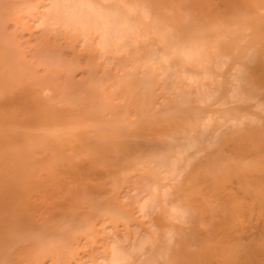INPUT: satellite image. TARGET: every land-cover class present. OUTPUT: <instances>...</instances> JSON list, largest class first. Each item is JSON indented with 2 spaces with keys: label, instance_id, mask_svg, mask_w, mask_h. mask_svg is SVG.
<instances>
[{
  "label": "bare ground",
  "instance_id": "1",
  "mask_svg": "<svg viewBox=\"0 0 264 264\" xmlns=\"http://www.w3.org/2000/svg\"><path fill=\"white\" fill-rule=\"evenodd\" d=\"M100 1H102V0H100ZM103 1H110V3L106 4V6L103 5V7H104L105 11L108 10L107 12L112 18L111 23H113L114 25L112 24V27L109 29H107V27H106L105 32L100 35V37H99L100 39L97 38L99 41L98 40L95 41V42L98 41L97 45L99 44L98 45V47H100L99 50H102L103 52H105L104 50L108 51V49L110 50V48H113V46L118 47V44H120V45L122 44V48H123V46L126 45V44H123L125 41L123 43H119V42L121 40L120 38L124 37V35H126L123 32H126L125 30L127 28L124 30V29H122L123 27L121 28L120 26H117V25H121V26L126 25V24L128 25L130 22H132L130 24V25H132V29L130 26H128V27L130 28L129 31L132 30L135 32V34L133 32H130L128 34V29L126 32L128 34L126 36H129V37H130V34L132 35V33H133V36H131L132 39H130V41H132L133 43H134V41H136V37L138 36L137 34H139L138 33L139 30L140 31L142 30L145 33V40H146V35H149V39H148L149 41L148 40L145 41L146 43L148 42L147 44H143L144 42L142 43V40H140L141 42L138 40V42L145 45L144 47L142 46V44L140 46L141 47L140 50L142 49L141 51L143 52V53H141V55H142L141 59L144 57L143 55H145V54L148 55L150 53H151L150 55L152 57V51H150V49L147 45L153 46V43H155V41H156V44L159 43L161 45L160 46L158 44L160 46V49H161L160 51H162V49H164L163 51H167L169 53V55L167 54L168 55L167 56L165 54L167 52H164L165 56L168 57V61H169L170 57L171 58L173 57L172 59H175V60L171 59L172 63H174L173 65L177 66V64H179L182 68V69L180 68L179 70H182V71L184 70L186 72V74L190 73V74L198 77V78L196 77L198 81L197 80L195 81V79H194L195 77L191 78V76H189L191 81L193 80L194 83L196 82V87H194L195 85L193 87L195 88L194 91L196 90L197 94L199 96V97H197V96L193 97V95H192L191 100L193 98H198L197 101L200 99L201 101L203 100L204 102H205V100H207V101H209V100L214 101L215 100L216 103H219V105L220 104L222 105V103H224V105H225L226 102L228 105L231 102H233V103L237 104V106H234L231 108L229 107V109L227 108V110H225V111L223 110V113H224L223 115L222 114H220L221 116L218 115L219 120L224 121L225 124L229 123L231 125V127H233V129L230 130V132H228L229 131V129H228L227 133H225L226 130H224V129H223L225 131L224 133H222V131H220V134H219V131L215 132V131H217V129H220V127L218 128V126H220V124L218 123L217 128H214V129L212 128L213 134H209L210 129H208L207 122H206V120H209V118H208L209 116L207 117V119H206V116H203V115H200L199 116L200 118L197 117V115L195 114V112H196L195 108L196 107H194V105L192 103L191 104L193 106L190 105L189 107L194 108V109H191V111L193 110L194 116L191 115L192 112H191V114H189L190 113L189 111H187L188 114L186 116L189 117V115H190L193 118H195V117H197V119L199 118L197 121H196V119L194 120V121H196L195 122L196 124L192 123V121H193L191 119L192 117L191 118L189 117L188 119L182 118L183 114L181 116L178 115L181 118V119L178 118L179 122H176V121H178V119L173 118V117H169L166 120L167 122L166 121L164 122V125H165V123L166 124L168 123V125H170V126L172 125L171 124L172 122L177 123L178 124V126L176 127L177 131H178V127H180V126H181L180 129L184 126L182 128V130L184 129L183 132L185 130L188 131L187 129H189V127L187 128V126L185 127V125L181 123V121H183V123L190 124L192 127H194V125H195L197 128V125H198V132H200L202 134H204V132L206 134V132H207L208 135H205V134H204L205 136L203 135L204 138L206 136H208L206 140L204 138H202L201 135L198 136L199 138H197V137L189 138L186 136L187 138L190 139V141L187 140V138H185V140H183V141H186L185 143H187V144H185V143L184 144L190 145L191 144L190 142H192V144L190 146H186L187 148L182 143L181 144L183 145V147H182V145L179 144V146L183 148V150L181 152H185L187 149H189L188 147L196 148L195 146L197 143L195 144V146H193V141H194V143L198 142V140H200V137L202 138V140L204 139L206 141L204 143L207 146H209V148L211 147L213 149V147H212L213 145H215L216 147L213 151L209 150V148L205 149L206 146H204V148L201 151H200V149L197 150L199 152H202L203 159L201 157H199L200 161H199V165L198 166L196 165L197 167L195 165H194V167H192L193 164L192 165L190 164L192 168L189 166L191 168V170L188 168L189 172H187V173L185 172V170L187 168L186 169L184 168L185 170H183V171L186 174H184V177L182 175V178H181L182 180H180L179 182H177V180H176L177 184H179L177 188L175 187L176 189L173 186L171 188L170 187L171 185H167L168 186L167 188L164 187L162 190H159L158 188L161 185L160 184L161 182H160L159 183L160 185L157 188L160 191V193L157 192V194H156V191H158V190L155 187V189H156L155 194H154V192L152 194L153 197L156 195V198H157V199L155 198V200L152 198L155 201V202H153L154 206H155L156 202H157L156 203L157 207L159 204H162V208L160 207L162 212L160 211V208L158 207L160 213H158L156 215L157 218L154 216L155 217L154 223H153V225H150L151 227L152 226L155 227L154 228L155 230L153 231V233L155 234V238H154V236L152 237L153 234L149 235L152 232H150V233L148 232L149 234L147 233L148 235L145 236L144 239L142 238V240L137 241V243L136 242L131 243L130 249L132 251L129 249L130 250L129 252H127L128 250H126L125 248H122L120 246L118 247V245H116V244L119 241L116 240V238H115L114 240L118 241V242L110 244V246H109L110 249L106 250V253H105L106 256L104 257V259L101 258L102 260H100V261H102V264H128L132 260V259H130V257H131L130 252L132 253L134 251V253H135V250L138 251L140 249V250H145L147 252L146 256H145V254L142 255V253L140 252L141 255L143 256V259L142 258L136 259L139 257H136V258L134 257V260L131 262L132 264H158V263L160 264L161 262H162V264H163V262H166L167 264H168V262L170 264L171 263L173 264L180 257L188 258V263L190 262V259H198V261H200V262L202 260L203 264H207L210 256L212 257L214 254H216L214 256L218 255L215 258L213 257L215 259L214 261H217V262L219 261V259H220L219 254L224 255L223 257H225V256L228 257V254H229V258H230V256L234 255L235 258L234 257H231V258L238 260V261L236 260L237 262L235 261L236 262L235 263L234 260L232 259L233 260V262H232V260L230 258L229 259L230 263L241 264L240 262L243 259H240V258H242V257L245 258L248 255H250V257L252 256V254H250L252 249L250 250V248H249V251H248V247H251V245H253V244L260 243L259 241H261L260 237L257 238V240L255 239L257 242L254 240H252V241L250 240V238L252 237V236L250 237V234H252V233H250V230L252 227V223H251L252 217L254 216L253 213L256 211L257 220L260 219L261 222H264V116H262V114L257 115L256 113H252L251 112L252 110H250L249 107H247V108L243 107V106H246V105H243L246 100L256 98L257 101H255V104L251 105V107L253 106V108L255 107V109L256 108L260 109L259 112L264 111V15H260L257 12H255L257 10L255 7L258 6L260 3H258V5H255V7H254V4L257 3V2L254 3L255 0L254 1L253 0H249V1L244 0L245 2H242V3H246V2L248 3V2L253 1L251 4L253 7L251 5H249V8H246L245 6H247L246 5L247 3L246 4L241 3L242 5L240 4V7L242 6V8H244L243 10H245L243 12H240L241 9H238L239 7L237 8L235 6H234L235 10H234V8L229 9V7L232 6V3L234 4V0H226L225 5L221 3L222 5L221 4L220 5L222 7L225 6V8L227 10L225 8H224L225 10L222 8V10H224V11H222L223 13L221 12L220 17H222L224 19L226 14L224 16H222V14H224L225 11H226V13H227V11H229V15L234 17V18L232 17V19H236V21H237V23L235 22L237 25H235V23H233V22L231 23V21L228 22L226 20L227 17H229V15H228L225 19L226 22L229 23L228 28L230 26L231 27H236V26L238 27L239 26L241 29V32H242V29L243 30L247 29L248 32H250V33H247V31L245 30L246 31L245 33L248 35L245 34L244 36H241V33H239L237 31L238 29L236 30L237 34H236L235 29H234V31H235L234 35L235 34L237 35V36L236 35L234 36L235 38H233V39L228 38L227 40L226 39L222 40L224 38L223 35H225V38H226V36L230 37L231 35H230V33H223V34L220 33V35H219V32L221 31V30L219 31V29L223 28L222 21H221V23L219 22L220 18L216 20L217 23H216V21H214L213 18L211 21L210 20L211 17H208L209 20L207 18H205V19L203 18L204 20L197 22L198 20L197 21L194 20L196 17V14L191 13L194 11V12L199 14L198 16H201V15L206 16L207 14L212 13V15L215 14L214 16L215 17L217 16V18H218L219 16L217 15V11H214L212 9V7H213L212 4L215 5V0H214V3H213V0H159L157 2L155 0L156 3H152V1H150V0L149 1L144 0V2H147L148 5L145 3L141 6H140V3L141 4L144 3V2H141L142 0H140V1L139 0H103ZM137 1L140 3L138 4ZM257 1L258 2L262 1V3H264V0H257ZM73 2H74V0H39L38 3H35L34 0H12V1L0 0V264H42V262H44L45 260L47 261V259L50 260L52 264H71L72 255L75 252H76L75 254H77V252H78L75 246L73 248L72 244L74 242H72V240L76 241V239H77L76 236H79V235L81 236V234L85 233V232L89 233V236L85 235V236L89 237V238L86 237L87 240L88 239L93 240L94 238L98 239L97 237H91L92 235H94V234H92V233H94V229H96L93 226V225H95L93 222L95 221L96 217L99 218L101 216L100 214L103 215V213H104L103 207L105 206V205L103 207L99 206L100 201L96 205V203H97L96 200L98 199V198L96 199V197H98L99 192L101 190H99V192L97 193V196H95L93 199H91V198L93 197L94 192L91 194L89 193L90 195L89 194L87 195V197L88 196H92V197L87 198L86 195L85 196L83 195V194H86L85 192H87V190H89L88 192H91L89 187H87L88 189H85L86 187H84V185H83L82 186L83 190L80 191L81 189H79V188L81 187V185L77 182L81 183V181H82L81 176H83V175L81 172L82 167L80 168L81 169L80 170L79 166L75 162L76 157L80 158L82 156L83 157L85 156V158H88V160L85 159L86 161L80 160V163L85 162V164L83 163L84 165H86V163L88 162L87 164H88L89 169L86 170V173H87V171H88V173L84 174L85 177L88 174H91L92 176H97V175H93L92 172L93 173L95 172V174H96V172L98 173L99 169H100V171L102 169H104V172H106V170L108 171L110 169V170H112L111 171L112 175L114 174V172L117 171V169H118V171H119V169H123L124 171H122L121 173H118V171L115 173V174H120V176L116 177L117 175L116 176L114 175V178L116 177L115 180L119 178L118 183H120V184H122V182H120V180L122 181L124 179L125 174L127 172H130V171L135 169L136 163L134 160L137 159L138 157H139V159H142V157L140 158L142 151H141V154L139 152V154H140L139 155L138 150L139 149L141 150L143 148H141L138 144L134 143V141L131 142V140L129 138L137 137V138H135V139H137V141H135V142L138 143V139H140V138L142 139L141 136H144V134L146 133V128L148 127V126H146V124L148 123V121L146 123L142 118L148 113L147 110H148V107L151 106L152 100L153 101L155 100V99H152L153 98V92H154V91H152V84H153V86H156V88L154 87L156 90L159 89V88H157L158 85H159V87H161L160 86L161 84H158L159 83L158 79H157L158 77L156 78L157 80H155V79L152 80V78H155V77H153V75L155 76V73H154L155 71L153 72V70H154L153 66H151L153 70L152 71L149 70L151 72V75H150L149 71H148L149 74L146 72L147 71L146 66L147 65L149 66V64H148L149 61H146V60L150 56L146 59L143 58V61L145 59L144 62L140 59L143 62L142 64L147 62L146 64L143 65V68L146 65L145 66L146 71H144L145 74H143L144 72L142 73L143 75H146V73H147V76L143 77V75L140 74L139 76H142V78L141 77L136 78L138 73L137 72L135 73V71L133 72V68L131 67V68H129V69H131V71L130 70H128V71H130L131 73L133 72L134 75L129 73V72L127 73V71H125L124 74H126V75H124L125 76L124 79L121 80V84L116 83L117 84L116 87L119 86L118 89H120V94H122V95L125 94L123 97L126 96L125 97L126 101L122 97L121 100H116L115 102L113 101L114 103H112V101H110V100L113 97V94H112L113 91L110 89V90H108V92L109 91L111 92L112 97H110L109 98L110 100H108V98H107L108 96H106L105 99H107V101L104 102V98L102 99L101 96H99L98 94H100V92H101L102 93L101 95H104L105 90H103V88H102L103 91H100L101 88L98 89L99 91L97 90V88L101 87L100 80H97V82H99V83H97L96 85L92 84V85L96 86L95 89L93 88L94 86H92L87 81H85V83H81V84L75 82V84H74L72 81V80H74L72 75L74 73L77 74L76 73L77 69L81 70V68H82L81 65L83 63H85L84 64L85 67L83 68V70H85V68L87 69L85 71H88V69L89 70L94 69L95 64L97 65V68L99 67L98 66L99 63L98 64L95 63V60L97 59V57L94 58V54L91 52L92 50H94L93 52L95 53L97 48L95 47L92 49V47H93L92 41H94V40H93L92 36L90 35L91 33L89 34V32H87V30L89 29L87 27H90V26H88V24L85 23L86 20L84 19V17H86L87 14H84V12L86 13L87 9H92L94 6L99 5V3H101V2H99V0H78L74 3ZM77 2H79L78 5L76 4ZM222 2L224 3V1H222ZM240 2H241V0H240ZM240 2H237V3H240ZM262 3L257 7L258 9L262 5ZM181 4H182V6L185 5L186 7H183L184 8L183 9L181 7ZM216 4L219 5L218 3H216ZM243 5H245V6H243ZM75 6L76 7L80 6V8L82 7L81 11H79V12L76 11L77 8H79V7L75 8ZM101 6H102V3H101ZM215 7H217V6H215ZM165 8H167V9H169V11H171V12H169V11L166 12V13L171 14L170 18L172 19V20L171 19L169 20L171 23L170 28L168 27L169 30L167 28L168 23L166 26L164 23V22H168V21H166L167 19L165 21L163 20L164 26L162 24H160V23H162L161 18L162 19H163V17L166 18V16L164 15L165 14L164 11H167V10ZM236 8L238 9V11ZM181 9H183V10H181ZM217 9H219V6L217 7ZM260 9H264V5H262V7H260ZM180 10L181 11L185 10V12H181ZM253 10H255V11H253ZM89 11L90 10H88L87 13H89ZM134 11H135V14L133 13ZM220 11H218V12H220ZM130 13H132L134 15H132V14L130 15ZM80 14H82L83 17L80 16ZM190 14H192V16L195 15V17L194 18L188 17V16H190ZM218 14H220V13H218ZM89 15H91V12L89 13ZM106 15H107V13H106ZM160 15L161 16L164 15V16L160 17ZM91 17H92V15H91ZM98 17H99V15H98ZM148 18H150V19H148ZM86 19L88 21V18H86ZM29 20H31V22H33V24L37 23V25H39V26L40 25L44 26V28H46L44 30L45 33H42L40 36H38V35L35 36L33 29L28 24ZM83 20H85V21H83ZM104 20H106V19H104ZM114 22L117 23V25H115ZM9 23L10 24L12 23V25L14 26L13 32L7 31ZM91 23L89 22V24H91ZM217 24H221V25H219L218 29H217V27H218ZM230 24H232V25H230ZM75 25H77V26L82 25L81 26L82 30L77 29V26L72 28V26H75ZM106 25H107V23H106ZM53 26L54 27L58 26V28H59V29L57 28L58 30H56V28H55L54 29L55 32H57V31H59L57 33L63 32L62 34H60V36L57 35V33H56L57 38L55 37L56 35H54L55 33L54 34L52 33L54 31L52 28ZM83 26L86 27V30H85V28L83 29ZM92 26H94L93 23H92ZM161 26H163V27H161ZM50 27L52 29H50ZM63 27H65V28H63ZM224 27H225V25H224ZM61 28H63V29H61ZM163 28H165V30ZM64 29H66L67 31ZM68 29H70L71 31L73 30L74 32H72V33L73 34L76 33V35H78V33L80 35L81 34L80 32H83V30H84L86 34L84 33V34L80 35V37L81 36L85 37L87 35V33L91 36V38L89 35L87 36L88 40L90 38L89 42L86 39L87 37L85 38V40H87V42L84 40V37L82 39L83 42L85 41L84 42L85 44L83 43L85 48L86 49L88 48L85 53H83V52L78 53L77 48H75L72 45L73 43L79 41V40H77V38L79 39V37H77L76 35L74 36L71 32H69L70 30L68 31ZM225 29H226V27H225ZM225 29H224V32H225ZM79 30H80V32H78ZM88 31H90V30H88ZM170 31H172V32L175 31V32H173L174 33L173 34V33H170ZM22 32L28 33V35H29L28 38L35 39V43L33 42L34 44H32V43L29 44L26 41L27 43H25V45H27V46L25 48H22V43L20 42V40H18V35H21ZM66 32L67 33L69 32V34H67ZM217 32H218V34H217ZM229 32H231V31H229ZM70 33H71V35L74 36V38L76 37L75 39L77 41L73 40ZM231 34H233V33H231ZM238 34H239V36H238ZM68 35H70V37L72 38L71 40H73L74 42L70 41V37ZM67 36L69 39L67 38ZM134 36H136V37H134ZM139 36L137 37V39H139ZM177 37H179L178 38L179 41L176 40ZM220 37H222V39H220ZM232 37H233V35H232ZM244 37H245V39L247 38L246 39L247 41H249L251 43L253 41L254 43L248 44L246 46H242V44L243 45L245 44ZM125 38H128V37H125ZM147 38H148V36H147ZM238 39L239 40L241 39L239 45L237 44V42L239 41ZM236 40H238V41L236 42ZM60 41H63L64 45H61L60 43H62V42H60ZM130 41H128L129 45H130ZM243 41H244V43L241 44V42H243ZM88 43H90V44L88 45ZM184 44L189 45L188 50L184 49V47H183ZM74 45H77V44L75 43ZM86 45H88V47H86ZM93 45H95V44H93ZM131 45H132V43H131ZM180 45L183 48L180 47ZM188 45H187V47H188ZM258 45H259V47H257L258 48L257 49L256 46H258ZM159 46H157V47H159ZM132 47H133V45H132ZM132 47H131V49H132ZM252 47L255 49L252 50L251 49ZM143 48H145L146 50L145 49L143 50ZM81 49H83V48H81ZM113 49L116 50L118 48H113ZM128 49H129V47H128ZM64 50H69V52L71 51L69 59H67L68 55H66V57L64 56V53H63ZM102 51H100L99 53H101ZM163 51H162V53H163ZM97 52H98V50H97ZM138 52H139V49H138ZM145 52H149V53H145ZM101 55L105 56L104 54H101ZM95 56H97V55L95 54ZM137 62L139 63V60L136 61V64H137ZM150 63H152L151 60H150ZM164 63H166V62L164 61ZM227 63L229 65V68H227L228 70L224 71L221 74L220 73L217 74V72L215 70L222 68V66L223 65L225 66V64L227 65ZM132 64H134V63H132ZM136 64H134V65H136ZM139 64H141V62ZM139 64H137V65H139ZM88 66H89V68H88ZM117 66H119V65H117ZM121 66H122V64H121ZM136 66H133V67H136ZM149 67H148V69H151ZM171 67H173V66L171 65ZM39 68H41L43 70V74L39 75ZM177 68H179V67H177ZM173 69H175V67ZM134 70H136V69L134 68ZM90 71H88L89 72L88 75L90 76L91 74H93L95 76L96 73H93L94 70L92 72H90ZM95 71H97V70H95ZM182 71H179V73H182ZM184 71H183V73H185ZM102 72H103V70H102ZM152 72H153V74H152ZM83 76H84V74H83ZM89 76H87V77H89ZM91 76L89 77L90 81H92V79H90ZM156 76H157V73H156ZM168 76L171 77L172 75L171 76L168 75ZM218 76H219V78H221V81H216V79H217L216 77H218ZM120 77H122V76L120 75ZM169 77H167L166 79H168ZM92 78L94 79L93 81H95V82H91V83H96L95 77L92 76ZM98 78L102 79L100 77H98ZM178 78H179V76H178ZM87 80H88V78H87ZM168 80H170V78ZM81 81H83V80H81ZM153 81L156 85L153 83ZM156 81H157V83H156ZM167 81H165V82H167ZM77 82H80V81H77ZM165 84L167 85V83H165ZM98 85H100V86H98ZM170 86L172 87V83ZM110 87H112V89H113V86H110ZM169 87H166V88L169 89ZM183 87H184V85H183ZM185 87H187V86H185ZM168 89H166V90H168ZM113 90L116 91V88ZM163 90H165V88L162 89V87H161L162 93L164 92ZM96 91H98L99 93ZM182 91H184V90H181V92ZM45 92H47V94H49V95L45 96V95H47V94L44 95ZM157 92H156V94H158ZM114 93L118 94L117 91ZM108 94H110V93H108ZM116 94H114V97ZM193 94H195V93H193ZM161 96H163V95H161ZM164 96L166 97V95H164ZM180 97H182V95ZM185 97L189 98V95L185 96ZM116 98L118 99V97H116ZM191 100L186 99L185 101H187V102L183 101L182 103H179V105L181 106V104H183L182 106L185 107L187 104V106H188L189 105L188 102H190ZM195 100L196 99H194V101ZM200 100H199V102H200ZM117 101H119V102L125 101V102L124 103L122 102L121 105H118L116 103ZM128 101H130L129 103L133 104V105L132 104L130 105L133 107L129 106L130 109L131 108L133 109L135 107V110L133 109L132 111H135L134 115H136V116L131 115V117H133V116L136 117V121H132L129 119L130 116L128 117V115H129L128 113H130V112H128V110H130V109H128V108H126L127 110L124 109V106H126L125 103L126 102L128 103ZM213 101H212V103H214ZM212 103H210V105ZM123 104H125V105L123 106ZM177 104H178V101H177ZM177 104H176V110L177 111L180 108H184L182 106L178 107ZM227 105H226V107H227ZM241 105H242V107H241ZM60 106H62L63 108H60ZM68 106H71V109L68 108ZM127 107H128V104H127ZM207 107H209V106H207ZM190 108L187 107V109H190ZM168 109H165L164 111L166 112ZM211 109H212V107H211ZM151 110H152V108H151ZM104 111H107L109 113L110 118L107 119L104 117V115H103ZM153 111H154V109H153ZM156 112H158V111H156ZM169 112H170V109H169ZM183 112H184V110H183ZM183 112H181V113H183ZM259 112H258V114H259ZM162 113H163V111H162ZM171 113L173 114V111H171ZM209 113H213V112H209ZM215 113H216V111H215ZM155 115H154V118L157 117V115L156 116ZM201 116L204 118L201 119ZM134 117H133V119H134ZM157 118H159V117H157ZM150 119H151V117H150ZM246 119L249 121L250 124L247 123L248 121L245 122ZM156 120L153 119L152 122L154 123V121H156ZM199 120H202V121H199ZM150 121H149L150 124H147L149 126L151 125ZM213 122H215V121H213ZM153 123H152V125H154V127L158 126L157 124L155 125ZM156 123H158V122H156ZM209 123H211V121ZM179 124H181V125L179 126ZM214 124H216V123H214ZM164 125H162V126H164ZM211 127H212V125H211ZM162 128L164 129V127H162ZM222 128H221V130H222ZM147 129H149V128H147ZM166 129L168 130V128H166ZM180 129H179V132L182 133L181 132L182 130L180 131ZM193 129L195 132H197V130H195V128H193ZM199 129H200V131H199ZM206 129H207V131H205ZM156 131H158V130H156ZM177 131L173 132L175 134H173V133L172 134L176 135ZM154 132H155V130H154ZM169 132H170V129H169ZM195 132H190V133L192 134ZM198 132H197V134H198ZM157 134L159 136V133H157ZM192 135H195V134H192ZM138 136H140V138ZM179 136L181 138V134H179ZM146 138H147V136H146ZM154 138L158 142L159 139H157L156 137H154ZM172 138H170L171 142H173V141L176 142L175 139L178 137H176L175 139H174V137H172ZM128 139L130 141H128ZM143 139H144V137H143ZM202 140H200V142H201L200 148H201V145L203 143ZM140 141L141 140H139V143L140 144L142 143V145H143L144 141L143 142H140ZM165 141H166V139H165ZM180 141H181V139H180ZM145 142H146V139H145ZM148 143H150V142H148ZM151 143L153 145V142H151ZM151 143H150V145L147 144L148 146H150V148H152ZM166 143H168V141H166ZM188 143H190V144H188ZM166 145H168L167 148H170V149L172 146H174V144H172L170 146H169V144H166ZM176 145H178V144H176ZM148 146H146V147H148ZM179 146L177 147L178 149H179ZM198 147H199V144L197 145V148ZM177 148L175 147L173 149H177ZM173 149H172V151H173ZM178 149L176 150V152L178 151ZM184 149H185V151H184ZM147 150H149V148ZM167 150L166 151L164 150V151L167 153H170ZM207 150H209V152ZM197 151L195 150L194 153ZM181 152L179 154V151H178V153L175 154L176 155L175 157L177 158V155L179 154V156H178V158H179L182 155ZM218 152H225V154L227 153L228 155L216 157L215 154ZM143 153H144V151H143ZM172 154H173V152H172ZM189 154H187V155H189ZM168 155H165V157L163 156L164 159L166 157L168 158L169 157ZM195 155H196V153H195ZM153 156H154V154H153ZM153 156H150V158H153ZM157 156H160V154ZM171 156L173 157V155H171ZM163 157H162V159H163ZM175 157H173L174 160H172L174 162V164L176 161ZM182 157H180V158H182ZM191 157H193V155ZM191 157H190V159H191ZM180 158H179L180 161L178 160L177 163H179V162L181 163ZM188 158H189V156L187 157V159ZM139 159H137V160H139ZM158 159H160V158H158ZM195 159H197V158H195ZM195 159L193 161H195ZM201 160H203V161H201ZM158 161L160 163L161 159ZM164 161H162V163L164 162V164L168 166L169 163L167 162L168 164H166V159ZM189 161L190 160L188 159L186 166H187V164L189 165V163L192 160L190 162ZM193 161H192V163H193ZM173 162H172V164H173ZM184 162H185V160H184ZM175 165H174V168L177 167V164H175ZM159 166H162V165H159ZM184 166H185V163H184ZM184 166H182V168ZM83 167L85 168V166H83ZM200 167L202 169H200ZM161 168H164V166H162ZM197 168H199L201 171L204 169L205 172H207L210 175V177H212V178H210L208 175L205 178L206 174H203L205 176L203 178L202 185L205 187V190H204L205 194H206V190H207V193H208L207 195H209L208 191H211V189L212 190L216 189L215 192H217V197L214 198V201L216 202V203H214V206H216L217 204L218 205L216 207L217 209L216 208H214V209H216L215 212H217V214L222 215L224 213L223 215L229 216L230 213H232L231 211L233 209H235L234 206L237 203L241 202V203L245 204V207H244L245 209L242 207L240 209L244 210L246 212V214L249 215V216L247 215V217H250V218L248 220H245L244 222H241V226L239 227L240 228V231H239L240 235L239 236L234 235L235 230L232 229L231 230L232 232L230 231V229L232 228V227H230L231 225L226 227L227 232H231V234L229 233V234H226L224 236L222 235L223 233H220V231H219L220 228L216 229L219 231L220 234H216V232L213 231L214 230L213 226L210 225L211 227H208L209 224H211L212 222H213L212 225L214 224V222L216 223L215 225H217L219 221L223 222V218H221V216L219 217V215H217V217L215 216L216 219L218 218L217 220L216 219H214L213 221L209 220L210 217H212L210 214L211 213L210 211H209V213H207L208 209H209L207 207H209V203H210L209 198L206 197L207 195L204 196V194H201L204 197V199H203L204 201L201 202L200 200H202V198L199 194H197L199 191L196 192V190H198V188L200 187V183H195L197 178L200 179V177H199L200 174L199 175H197V174H198V172L201 173L200 170L197 173H193V172H195V169H197ZM137 169H139V167ZM171 169L173 170V167L170 168V172H171ZM110 170H109V172H110ZM179 170L181 172H183L181 168ZM84 171H85V169H84ZM109 172H107L106 175L111 174ZM132 172L135 173V171H132ZM159 172H158V174H159ZM102 173H103V171H102ZM98 174H100V173H98ZM130 174H133V173H130ZM130 174H126V177H127V178L125 177L126 180L128 178H131V177H129ZM158 174H153V172H151V174L149 173V177H152V178L155 177L156 178L158 176ZM173 174H171V175H173ZM194 174H196L197 177H194ZM171 175H170V177H171ZM92 176H90L89 178H91ZM179 176H181V174ZM172 177H174V176H172ZM223 177H225V180ZM89 178L86 177L83 179V181H85V179L86 180L88 179L86 182L89 183L91 180ZM149 179L151 180V178H149ZM149 179H148V181H149ZM140 180H141V178H140ZM143 180L145 181V179H142L141 181H143ZM156 180H157V178H156ZM193 180H195V182ZM218 180H220L223 183L221 184V182H219ZM105 181H107V180H105ZM86 182H84L85 185L87 184ZM91 182H93V181H91ZM128 182H127V184H128ZM138 182L140 183L139 180H138ZM157 182H158V180H157ZM165 182H168V181H165ZM69 184H71V185L75 184V185L69 186ZM78 184L80 187H78ZM97 184H98V182H97ZM108 184H109V182H108ZM155 184L153 183V185H155ZM198 184H199V187H198ZM117 185H119V184H117ZM157 185H158V183H157ZM172 185H175V184H172ZM233 186H235L234 187L235 189H233ZM118 187H121V185H119ZM135 188H136V186H135ZM207 188H210V190H208ZM143 189L146 190V188H143ZM232 189L235 192H233ZM83 191H85V192H83ZM146 191L148 192V190H146ZM202 191H201V193H204V191L203 192ZM236 191H237V193H236ZM101 192H100V195L102 197L103 194ZM151 196L148 195V197H151ZM118 197H119V195H118ZM85 198H86V200H85ZM93 200H95L96 203ZM150 200H151V198H150ZM91 201L94 202V203H92L93 206H94V204L96 206L91 208V210H90L89 209L90 207H88V205H89V203H91ZM84 202L86 203V205L88 203V205L86 207H83V205H85ZM117 202H120V201H117ZM147 202H149V201L147 200ZM147 202L143 203L141 209H138V210H140V212L143 211V209L146 205H148ZM189 202L190 203L192 202V204L194 203L195 205L198 203L197 205L198 206L201 205V208H202V206L204 208L206 207L205 212L207 214H206V216L205 215L204 216L206 218L208 217L206 220H208V222L210 221L211 223L207 224L208 226H206V227H208V228L203 229V231H204L203 234L201 233V231L199 232L200 235L199 234L197 235V233H196V235L193 234V231L197 232L199 229L202 230V228H201L202 226L199 227V225H198L199 223H197V225H195V227H198L199 229L195 228L197 230H194V226L192 223L193 220H191L190 222L188 221L190 219V215L192 214V211L195 212L197 210V208L199 209V207L196 205L197 206L196 210L191 209L192 211H189V214H188V211H187L188 207L186 209V205L188 206ZM185 203H187V204H185ZM103 204H105V203H103ZM103 204H101V205H103ZM144 204H146V205H144ZM152 204H150V202H149L148 206L152 207ZM114 205L117 208L119 207L116 204H114ZM113 206H111V208ZM190 206H191V204L189 205V208L194 207V206H191V207ZM219 206L223 207V211H222V208H221V210H218V209H220ZM241 206H242V204H241ZM82 207H83V209L84 208L88 209L89 214H90V211L91 212L93 211L96 213V215L98 214L100 216H98V215L93 216L94 215L93 212L91 213L92 215L91 214L89 215L86 211L85 212H79ZM113 208L111 209L112 216L110 215L111 216L110 218L112 220H113V218H115L114 219L115 222L119 221V220L121 221V220H123V218L125 216H127L124 213V208H121L122 210L121 209L117 210V209H115V207H113ZM237 208H236V211H237ZM131 211H133V210H131ZM220 211H222L223 213ZM236 211H234V213L231 214L233 217H235L234 215H237V213L235 214ZM197 212H196V214H197ZM218 212H220L222 214H220ZM239 212L240 211H238V213ZM142 214H144V213H142ZM223 215H222V217H224ZM186 216H188V217H186ZM226 216H225V218H226ZM238 216L239 215H237L236 217H238ZM110 218H109V221H110ZM171 218L175 219L176 221L178 220L177 222L172 221L174 223H179L181 221L180 223L183 224V220H184V221H188L189 224H192V226L190 225L188 227V229L189 228L191 229V227H193V229L188 230L186 228L187 229L186 231H189V232H187L186 234L184 233V237H185V235H187V238H184L182 236L181 237L182 239L178 238L179 239L178 240L177 236H175L176 238H174V240L172 239V230L174 228L170 227V225L167 223L168 219L171 220ZM187 218H189V219L186 220ZM225 218H224V221H225ZM228 218H230V217H227V219ZM128 219H131V218L128 217ZM128 219H125V220L128 221ZM191 219H193V217ZM220 219H222V220H220ZM228 220H231V219H228ZM233 220L236 223L235 218L232 219L231 221H233ZM127 221H125V225H126ZM227 221H225V222H227ZM169 222L171 223V221H169ZM206 223H207V221H206ZM219 223H221V222H219ZM122 224H124V223L122 222ZM179 224H178V226H179ZM222 224H224L226 226L228 225V224H225L223 222V223H221V225L219 224L218 227L223 226ZM231 224H232V222H231ZM234 224H232V225L234 226ZM235 225L237 228L238 227L237 224H235ZM122 226L124 227V225H122ZM258 226H259V224H258ZM125 227L127 228V225ZM111 228H114V227H111ZM179 228H180V226H179ZM209 228L213 229L212 233H210L211 230H209ZM224 228H225V226H224ZM236 228H234V229H236ZM256 228H258V227H256ZM259 228H261V227H259ZM177 230H179V229H177ZM182 230H183V228H182ZM184 230H185V228H184ZM129 231L130 230L128 229V232ZM225 231H226V229H225ZM78 232H80V233L82 232V233L80 234ZM128 232H127V234H128ZM239 232H238V234H239ZM256 232H257V230H256ZM76 233H78V235H76ZM90 233L92 234L91 236H90ZM262 233H264V232H262ZM204 234H206V235L209 234V235L206 236ZM83 235L84 234H82V236ZM117 235H119V234L117 233ZM143 235H144V233H143ZM190 235L192 236L191 239L189 238ZM193 235H195V236H193ZM262 236H264V235L261 234V237ZM120 237H122V236H120ZM158 238L160 240H162L161 242L163 243V244L160 243V244H162L161 245L162 247L161 246L158 247V248H161L162 250L161 249H158V250L163 252L164 254L160 252L159 255L158 254L156 255V253H159V252H157L158 250L156 248L157 247V245H156L157 241H160V240H157ZM252 239H254V238H252ZM128 240H129V238L127 239V241ZM127 241H126V243H127ZM250 241H251V243L253 241L255 243L251 244ZM121 242H119V243L122 244ZM262 242H264V241H262ZM249 243L251 244L250 246H249ZM88 244H90V243H88ZM172 244L177 245L178 248L177 249L173 248L175 245L172 247L171 246ZM192 244L194 247L196 245V248H194V250H191V248H189V247H192ZM108 245H107V247H108ZM145 245L146 246L148 245L150 247L147 246L145 248L144 247ZM158 246H159V243H158ZM261 246H262V244H260L256 248L264 247V246H262V247ZM68 247H71L72 249H70V250H72V251H69ZM154 247H155V249H154ZM254 247H255V245H254ZM254 247H253L254 250L252 251V253H254V251L256 249ZM64 248L68 249V251L66 250L67 252L65 251V253H64ZM147 248H149V250H146ZM74 249H76V250H74ZM78 250H79V248H78ZM257 250L262 251L264 249H257ZM73 251H75V252H73ZM247 251H248V253H247ZM256 251H255V254L259 253L258 251L257 252ZM84 253H85V251H84ZM262 253H264V251H262ZM240 254L241 255L243 254V256H241ZM161 255H163V256H161ZM239 255H240V258L238 257ZM73 256H75V255H73ZM93 256H95V255H93ZM157 256H158L157 259L160 260L159 262L156 259ZM160 256H161V259H163V261L160 259ZM253 256L255 257V255H253ZM77 257H78V255H77ZM252 257L250 260H252ZM216 258H218V260ZM94 259H95V257H94ZM206 259H208V260H206ZM222 259H224V258H222V256H221V261H222ZM227 260H228V258H227ZM254 260L257 261V259L253 258L252 264H255ZM185 261H187V260H184V262ZM192 261L193 260H191V262ZM203 261H205V262H203ZM212 261H213V259L210 258L209 263L210 262L212 263ZM214 261L212 264L215 263ZM245 261H247V258L245 259ZM249 261H247V263ZM88 262H90V261H88ZM96 262L93 261L91 263L96 264ZM181 262H183V259L181 260ZM184 262L182 264H188V263H184ZM225 262L221 263V264H230V263H227V261H225ZM250 262H249V264H250ZM193 263L194 262H192V264ZM74 264H76V262H74Z\"/></svg>",
  "mask_w": 264,
  "mask_h": 264
},
{
  "label": "rangeland",
  "instance_id": "2",
  "mask_svg": "<svg viewBox=\"0 0 264 264\" xmlns=\"http://www.w3.org/2000/svg\"><path fill=\"white\" fill-rule=\"evenodd\" d=\"M10 1H12V0H10ZM38 1L39 0H34V2L35 3H38ZM76 1H78V0H74V2H76ZM140 1V0H139ZM146 1V0H145ZM147 1H149V0H147ZM150 1H152V3H156L157 1H159V0H156V2H155V0L153 1V0H150ZM222 1H224V3L222 2ZM225 1L226 0H215V5L214 4H212V9L214 10V11H217V15L219 16L218 18H217V16L215 17L214 15L215 14H213L212 15V13L211 14H207L205 17L204 16H198L199 14L198 13H196V12H191V13H195L196 14V17H195V15L194 16H192V14H190V16H188V17H195V21H197V22H199V21H202V20H204L205 18H207L208 20H209V18L208 17H211L210 18V20L212 21V18L214 19V21H216L217 19H219V22L221 23V21H222V26H223V28H220L219 29V35H220V33L221 34H223V33H230V37L228 36H226V38H225V35H223L224 36V38L222 39V37H220V39H222V40H224V39H228V38H235L234 36L237 34V31L239 32V33H241V36H244L246 33V31H247V33H250V32H248V30L247 29H242V32H241V29H240V27L238 28L237 26L236 27H229L228 28V26H229V23H227L226 22V20L228 21V22H230L231 21V23L233 22V23H237V21H236V19H232V17L233 16H231V15H229V11H227V13H226V11L224 12V14H222V16H224L225 14V17H224V19L222 18V17H220L221 16V12L222 11H224L226 8H225V6L224 7H222L221 5L222 4H224L225 5ZM245 1H249V0H245ZM244 0H241V2H240V0L238 1V0H234V4L232 3V8L231 7H229V9H233L234 8V10H235V7H239L238 9H241L240 10V12H243V11H245V10H243L244 8H242V6L240 7V4L242 3V2H245ZM254 1V0H253ZM252 1V2H253ZM73 2V3H74ZM99 2H101L102 3V6H101V3H99V5H97V6H94L92 9H87V12H88V10H90L89 11V13L91 12V15H92V17H91V15H89V13H85L84 12V14H87L86 15V17H84V19L86 20V22L85 23H87L88 24V26H90V27H87V28H89L88 30H90V31H88L87 30V32H89V34L92 36V38H93V40L94 41H92L93 42V44H95V45H93L91 42V44H92V49L93 48H97V50H98V52H97V50H96V52L94 53L93 51L94 50H92L91 52L94 54V58H96L97 57V59L95 60V63H99V67L97 68V65L95 64V67H94V69H88V71H90V72H92L93 70L95 71V70H97V71H93V73H96L95 74V76L93 75V74H91L93 77H95V79H96V83H91V82H95V81H93L94 79L92 78V76H91V78L90 79H92V81H90L89 80V75H88V71H85V70H87L86 68H85V70H83V68L85 67V63H83L82 65H81V70L79 69H77V74H73L72 75V77H73V79L75 80H72L73 81V83L75 84V82L76 83H79V84H81V83H85V81H87L88 83H90L91 85L92 84H94V85H96L97 83H99V82H97V80H100V85H101V87H99V88H97V90L98 89H100V91H103V90H105L104 91V95H101L102 93L100 92V94H98L99 96H101V98L103 99L104 98V102L105 101H107V99H105V97L106 96H108L107 98H108V100H110L109 98L110 97H112L111 95L113 94V97H114V94H116V93H114V92H116L117 91V93L118 94H116L115 95V97L113 98H111V100L110 101H112V103H114L116 100H121L122 99V97L125 95H122V94H120V89H118V87H116L117 86V84L119 83V84H121V80L122 79H124V75H126V74H124L125 73V71H127V73L129 72V73H131L130 71H131V69H129V68H133V72L135 71V73L137 72L138 73V75H137V77L136 78H142V76H139L140 74L141 75H143V74H145V72L144 71H146V69H145V66H144V68H143V65L144 64H146L147 62H145L144 64H142L144 61H145V59L146 58H148L149 56V60L147 59L146 61H149V66L147 65L146 67H147V73H148V71L150 70V71H152L153 69H152V67L151 66H153V68H154V70H153V72L155 73V76L153 75V77H155V78H152V80L153 79H155V80H157L158 79V84H161L160 86L162 87V89H164L165 88V90H163L164 92L162 93L161 92V87H159V85H158V87L157 88H159V89H155L156 88V86H153V84H152V91H154L153 92V98L152 99H155L154 101L152 100V104H151V106H149L148 107V110H147V114L142 118L146 123H147V121H148V123L147 124H150L149 123V121L151 122V127L149 126V125H147L146 124V126H148L147 128H149V129H147L146 128V133L144 134V136H141L142 137V139L140 138V136H138L140 139H138V143L137 142H135V141H137V139H135V138H137V137H132V138H129L130 140H131V142H133L134 141V143H136V144H138L141 148H143V149H139L138 150V154H139V152H140V154H141V151H142V154L144 155H140V158L142 157V159H139V157L137 158V159H139V160H137V159H135L134 161H135V163H136V165H135V169L134 170H132V171H135V173L134 172H132V171H130V172H127L126 174H130V173H133V174H130V176L129 177H131V178H128L127 180L125 179V177H126V174H125V177H124V179L121 181L120 180V182H122V184H120V183H118L119 181H118V179H116L115 180V178L116 177H118V176H120V174H115L117 171H118V169H117V171L116 172H114V174L112 175V170H110V172H109V170L107 171L106 170V172H104V169H102L101 171H100V169H99V171H98V173H102V171H103V173L100 175V174H98L97 172H96V174H95V172L93 173L92 172V174L93 175H97V176H92L91 174H88L86 177L87 178H89L90 176H92L91 178H89V179H91L90 180V184L89 183H87L86 181L88 180H86L85 179V181H83V179L84 178H86L85 177V175L84 174H87L88 173V171H87V173H86V170L87 169H89V167H88V162L86 163V165H84L85 164V162H82V163H80V160H83V161H86V160H88V158H85V156L83 157H80V158H77L76 157V159H75V162L77 163V165L79 166V169L82 167V170H81V172H82V175L84 176H81L80 178L82 179V181H81V183L80 182H77V183H79L80 185H81V187L79 186V184H78V187H80L79 189H81L80 191H82L83 189H82V186L84 185V187H86L85 189H88L87 187H89L90 188V191L91 192H88L89 190H87V192H85V191H83V192H85L86 194H83L84 196L86 195V197H87V195L90 193H93V197L92 196H88V197H92L91 199H93L95 196H97V193L99 192V190H103L101 193L103 194L102 195V197H101V195H100V192H99V195H98V197H96V199L98 200H96V202H95V200H93L95 203H96V205L98 204V202L100 201V205L99 206H104L103 208H104V213H103V215L102 214H100V215H98V216H100L99 218H95V221L93 222L95 225H93L94 226V228H96V229H94V233H92V234H94V235H92L91 233H90V236L91 237H97L98 239H86V237L87 236H89V233H82V234H84L83 236H82V234L80 233V232H78V233H80L81 234V236L79 235V236H76V235H78V233H76V237H77V239H76V241H73L72 240V242H74L73 244H72V246H73V248H74V246L76 247V249H77V254H75L76 252L75 251H73V252H75L73 255H75V256H73L72 255V257H71V264H74V262H76V264L78 263V264H90L91 262H96V264H102V261H100V260H102V259H104V257L106 256V250H109L110 249V244H112V243H116V242H121L122 244H120L119 242L116 244V245H118V247L120 246V247H122V248H125L126 250H128L127 252H129L131 249H130V246H131V243H134V242H136L137 243V241H139V240H142V238L144 239L145 238V236H147L150 232H152L151 234H149V235H152V237L154 236V238H155V234L153 233V231L155 230L154 228V226H150V225H153V223H154V219H155V217L157 218V214L158 213H160V211H161V208H162V204H159L158 205V207L160 208V211H159V208L156 206V203H155V206L157 207H155L154 206V203L153 202H155L154 200H155V198H156V195L153 197V192H154V194H155V190L158 188V186H159V190H162L164 187H168L167 185H171L170 187L172 188V186L175 188H177L178 187V185L179 184H177V182H179L180 180H182L181 178H182V175H183V177H184V174H186L187 172H189V169L191 170V168L192 167H194V165L196 166H198L199 165V161H200V159H199V157H201L202 159H203V157H202V152H199V151H197L198 149H200V151L204 148V146H206V148L205 149H207V148H209V146H207L204 142H206L205 140L207 139V137L208 136H206L205 138H204V136L205 135H208L207 134V132H206V134H205V132H204V134H202V133H200V132H198V125H197V128H196V126L194 125V127H192L190 124H185V123H183V121H181V123L182 124H184L185 125V127L187 126V128L189 127V129H187L188 131H184L183 132V130H182V128L184 127H182L181 129H180V125L181 124H179V126L180 127H178V131L176 130V127L178 126V124L177 123H171L172 125L170 126V125H168V123L166 124L165 123V125H164V122L169 118V117H173V118H176V119H178V118H180L179 116H181L182 114V118H184V119H188L189 117L191 118L192 116H194L193 114V110L191 111V109H194V108H190L189 106L190 105H194V107H196L195 109V114L197 115V117H199L200 115H203V116H206V119H207V117L209 118V120H206V122H207V127H208V129H210V132H209V134H213V132H212V128L214 129V128H217V125H218V123L220 124V126H218V128L220 127V129H217V131H215V132H218L219 131V134H220V131H222V133H224L225 131L224 130H226V132L225 133H227V130L229 129V131L228 132H230V130H232L233 129V127H231V125L229 124V123H224V121H221V120H219V116H221L220 114H224L223 113V110L225 111V110H227V108L229 109V107L231 108V107H234V106H237V104H235V103H233V102H231L230 104H228L227 105V102L225 103V105H224V103H222V105L220 104L219 105V103H216V101L214 100H209V101H207V100H205V102L202 100H200V102H199V100L197 101V99L198 98H193L192 100H191V98H192V95H193V97H199L198 96V94H197V91L195 90L194 91V87H196V82L194 83V81L192 80L191 81V79H190V77L189 76H191V78H194L195 79V81L197 80V76H195V75H192V74H190V73H188V74H186V72L185 73H183V71L182 70H179L180 68H181V66L179 65V64H177V66H175V65H173L174 63H172V60H175V59H172L171 57H170V59H169V61H168V57H166L165 56V54L167 55H169V53L167 52V51H163L164 49H162V51H163V53H162V51H160L161 49H160V46L158 45V44H156V41H155V43H153V46L152 45H147L148 47H149V49H150V51H152V57H151V53L150 54H145V53H149V52H145L144 54L145 55H143L144 57L143 58H145L144 59V61H143V58L141 59V53H143L141 50H140V46H141V44L143 43V44H147L145 41L146 40H148L149 39V35H146V40H145V33L141 30H139L138 31V33L139 34H137L138 36H139V39H137V37L136 36H134V37H136V41H134V43L132 42V41H130V39H132V37L131 36H133V33L135 34V32L134 31H129L130 30V28L128 27V26H130L131 27V29H132V25H130L132 22H130L128 25L126 24V25H117V23H115V25H117V26H120L122 29H128V34L130 33V32H133L132 33V35L130 34V37L129 36H126V35H128L126 32H127V29L125 30L126 32H123L124 34H126V35H124V37H121L120 39V42L119 43H123L124 41V43L123 44H126V45H124L123 46V48H122V44L120 45V44H118V47H115V46H113V48H118V49H113V48H110V50L108 49V51H106V50H104L105 52H103L102 50H99V48L100 47H98V45H97V43H98V39L97 38H99L100 37V35L102 34V33H104L105 32V28L107 27V29H109V28H111L112 27V24L113 23H111V16L108 14V10L107 11H105L104 10V7H103V5H105L106 6V4H108V3H110V1H100L99 0ZM105 2V3H104ZM141 2H144V0H142ZM237 2H240V3H236ZM252 2H246V3H242V4H246L247 6H245V5H243V6H245L246 8H249V5H251L252 4ZM255 2H257V3H255ZM78 3L79 2H77L76 4L78 5ZM137 3L139 4L140 2H138L137 1ZM147 4V2H144V3H140V6L141 5H143V4ZM213 3H214V0H213ZM216 3H218L219 5H217ZM222 3V4H221ZM254 7H255V5H258V3H262V1H260V2H258L257 0H255L254 1ZM122 4V3H121ZM221 4V5H220ZM241 4V5H242ZM259 4V5H260ZM75 5V4H74ZM148 5V4H147ZM258 5V6H259ZM262 5H264V3H262ZM262 5L260 6V7H262ZM81 6V5H80ZM80 6H77V7H79L80 8ZM99 6V7H98ZM101 6V7H100ZM108 6V5H107ZM139 6V5H138ZM146 6V5H145ZM215 6H219V9H217V7H215ZM235 6V7H234ZM252 6V5H251ZM250 6V7H251ZM258 6H256L255 8L257 9L256 11L255 10H253V11H255V12H257L258 14H260V15H264V9H260V7H259V9L257 8ZM76 6H75V8H77ZM103 7V8H102ZM181 7L183 8V7H186L185 5H183L182 6V4H181ZM180 7V8H181ZM253 7V6H252ZM79 8H77V10L76 11H81V8L79 9ZM217 10H216V9ZM222 8L224 9V10H222ZM236 8V9H237ZM254 8V9H255ZM137 9V8H136ZM167 10V11H164V10ZM163 11H164V15L166 16V18L165 17H163V16H161L160 15V17H163V19L161 18V21H162V23H160V24H162L163 25V20L165 21L166 19V21H168V22H164L165 23V26L167 25V23H168V25H167V28L169 27L170 28V17H171V14H169V13H166V12H168L169 11V9H167V8H165ZM184 9V8H183ZM183 9H181V10H183ZM238 9H237V11H238ZM253 9V8H252ZM180 10V11H181ZM186 10V9H185ZM185 10L184 11H181V12H185ZM221 10V11H220ZM227 10V9H226ZM105 11V12H104ZM218 11H220V12H218ZM169 12H171V11H169ZM234 12V11H233ZM106 13H107V15H106ZM134 14H135V11L133 12ZM218 13H220V14H218ZM223 13V12H222ZM256 13V14H257ZM79 14V13H78ZM132 13H130V15H131ZM134 14H132V15H134ZM95 15V16H94ZM98 15H99V17H98ZM211 15V16H210ZM229 15V17H227ZM80 16H82L83 17V15L82 14H80ZM105 16V17H104ZM173 16V15H172ZM184 16V15H183ZM91 17V18H90ZM159 17V16H158ZM185 17V16H184ZM183 17V18H184ZM202 17V18H201ZM215 17V18H214ZM226 17H227V19H226ZM231 17V18H230ZM86 18H88V21H87V19ZM100 18V19H99ZM182 18V17H181ZM204 18V19H203ZM234 18V17H233ZM104 19H106V20H104ZM148 19H150V18H148ZM147 19V20H148ZM160 19V18H159ZM186 19V18H185ZM189 19V18H188ZM226 19V20H225ZM231 19V20H230ZM85 20H83V21H85ZM172 20V19H171ZM193 20V19H192ZM193 20V21H194ZM107 21V22H106ZM149 21V20H148ZM147 21V22H148ZM160 21V22H161ZM89 22L91 23H93L94 24V26H92V23L91 24H89ZM32 23V24H31ZM84 23V24H85ZM106 23H107V25H106ZM216 23H217V21H216ZM235 23V25H237ZM28 24L31 26V28L33 29V32H34V35L35 36H40L42 33H45V29L46 28H44V26H42V25H37V23H34L33 24V22H31V20H29L28 21ZM78 24V23H77ZM225 25V27H226V29H225V27H224V25ZM228 24V25H227ZM114 25V24H113ZM219 25H221V24H217V29L219 28ZM230 25H232V24H230ZM234 25V26H235ZM77 25H75V26H72V28L73 27H76ZM82 26V25H81ZM80 25H78L77 26V29H81L82 27H81ZM87 26V25H86ZM93 28H92V27ZM164 26V25H163ZM163 26H161V27H163ZM221 26V27H222ZM14 26L12 25V23L10 24H8V28H7V31H9V32H13V28ZM80 27V28H79ZM104 27V28H103ZM53 28V30L56 28V30H58L59 28H58V26H53L52 27ZM51 27H50V29H52ZM58 28V29H57ZM63 28H65V27H63ZM63 28H61V29H63ZM69 28V27H68ZM85 28V30H86V27H84L83 26V29ZM103 28V29H102ZM169 28H168V30H169ZM228 28V29H227ZM233 28V29H232ZM43 29V30H42ZM76 29V28H75ZM93 29V30H92ZM121 29V30H122ZM164 30H165V28H163ZM216 29V30H217ZM223 29V30H222ZM224 29H225V32H224ZM231 29V30H230ZM234 29H235V31H236V34L234 35ZM64 30H66V29H64ZM70 29H68V31H69ZM82 30V29H81ZM240 30V31H239ZM246 30V31H245ZM42 31V32H41ZM67 31V30H66ZM92 31V32H91ZM229 31H231V32H229ZM36 32V33H35ZM57 32H59V31H57ZM57 32H55V30L52 32L54 35H56V33ZM61 32V31H60ZM69 32H74L73 30L71 31H69ZM69 32L67 33V34H69ZM77 32V31H76ZM78 32H80V30L78 31ZM77 32V33H78ZM94 32V33H93ZM173 32H175V31H173ZM172 31H170V33H173ZM39 33V34H38ZM63 33V32H62ZM62 33H57V35H59L60 36V34H62ZM65 33V32H64ZM71 33H70V35H71ZM81 34L80 35H82V34H84L85 33V31L83 30V32H80ZM231 33H233V34H231ZM66 34V35H67ZM73 34V33H72ZM86 34V33H85ZM88 33H87V35L84 37V40H85V38L89 35ZM174 34V33H173ZM217 34H218V32H217ZM57 35L55 36L56 38H57ZM70 35H68L69 37H70ZM74 36L76 35V33H74L73 34ZM73 35H71L72 36V38H73V40L74 41H77V40H79V41H77V42H75L77 45H74L75 43H73L72 45L75 47V48H77V52L79 53H85L86 52V50L88 49H86L85 48V46H84V42L86 41L87 42V40H88V37L86 38L87 40H85L84 42H83V37L81 36L80 37V35H79V33H78V35H76L77 37H79V39L77 38V40L74 38V36ZM89 35V36H90ZM232 35H233V37H232ZM246 35H248V34H246ZM58 36V37H59ZM68 36H67V38H68ZM91 36H90V38H91ZM147 36H148V38H147ZM151 36V35H150ZM177 36V35H176ZM237 36V35H236ZM238 36H239V34H238ZM29 37V35H28V33H26V32H22V34L21 35H18V40H20V42L22 43V48H25L27 45H25V43H29V44H34L35 43V39H33V38H28ZM54 37V36H53ZM125 37H128V38H125ZM133 37V38H134ZM143 37V38H142ZM218 37V36H217ZM71 37H70V41H72V42H74L73 40H71L72 39ZM90 38H89V40H90ZM151 38V37H150ZM153 38V37H152ZM179 37H177V41H179V39H178ZM23 39V40H22ZM27 39V40H26ZM31 39V40H30ZM33 39V40H32ZM69 39V38H68ZM100 39V38H99ZM244 39H245V37H244ZM243 39V40H244ZM247 39V38H246ZM245 39V44L243 45L242 43H244V41L243 42H241V44H242V46H246V45H248V44H252V43H254L253 41H252V43L251 42H249V41H247ZM89 40H88V42H89ZM96 40H98L97 42H95ZM138 40L140 41V40H142V43H140V42H138ZM239 40V39H238ZM238 40H236V42L238 41ZM241 40V39H240ZM240 40L237 42V44L239 45L240 44ZM249 40V39H248ZM27 41V42H26ZM128 41H130V45L128 44ZM149 41V40H148ZM151 41V40H150ZM247 41V42H246ZM34 42V43H33ZM60 42H62V43H60L61 45H64V43H63V41H60ZM71 42V43H72ZM79 42V43H78ZM95 42V43H94ZM127 42V43H126ZM84 43V44H83ZM90 43H88V45L90 44ZM118 43V42H117ZM131 43H132V45H133V47H132V45H131ZM150 43V42H149ZM152 43V42H151ZM81 44V45H80ZM128 44V45H127ZM137 44V45H136ZM142 44V46L144 47L145 45H143ZM88 45H86V47H88ZM159 46V47H157V46ZM187 45L188 44H184V49L185 50H188V48H189V45H188V47H187ZM255 45V44H254ZM84 46V47H83ZM110 46V45H109ZM146 46V47H147ZM107 47V46H106ZM112 47V46H111ZM128 47H129V49H128ZM131 47H132V49H131ZM135 47V48H134ZM145 47V48H146ZM180 47H182L181 45H180ZM182 47V48H183ZM255 47V46H254ZM257 47H259V45L258 46H256V48ZM81 48H83V49H81ZM145 48H143V50L145 49ZM163 48V47H162ZM113 49V50H112ZM134 49V50H133ZM138 49H139V52H138ZM147 49V48H146ZM145 49V50H146ZM159 49V50H158ZM252 50L253 49H255V48H251ZM258 49V48H257ZM70 50V49H69ZM69 50H64V56L66 57V55H68L67 56V59H69L70 58V54H71V51L69 52ZM85 50V51H84ZM119 50V51H118ZM181 50V49H180ZM100 51H102L101 53H99ZM113 53H112V52ZM131 51V52H130ZM133 51V52H132ZM149 51V50H148ZM137 52V53H136ZM164 52H167V53H165L164 54ZM91 53V54H92ZM99 53V54H98ZM128 53V54H127ZM135 53V54H134ZM155 53V54H154ZM158 55H157V54ZM92 54V55H93ZM95 54L97 55V56H95ZM101 54H104L105 56H103V55H101ZM131 54V55H130ZM140 54V55H139ZM122 55V56H121ZM136 55V56H135ZM167 55V56H168ZM171 55V54H170ZM102 56V57H101ZM154 56V57H153ZM112 57V58H111ZM166 57V58H165ZM109 60H108V59ZM138 58V59H137ZM113 59V60H112ZM136 59V60H135ZM143 61H141V60ZM165 59V60H164ZM172 59V60H171ZM135 60V61H134ZM139 60V63L141 62V64H139L138 62H137V64H139V65H137L136 64V61H138ZM150 60H151V62L152 63H150ZM98 61V62H97ZM107 61V62H106ZM164 61L166 62V63H164ZM129 62V63H128ZM169 62V63H168ZM122 64V66H121V64ZM132 63H134V64H136V65H134V64H132ZM172 63V64H171ZM113 65V66H112ZM117 65H119V66H117ZM131 65V66H130ZM170 65V66H169ZM171 65L173 66V67H171ZM179 65V66H178ZM227 65H228V63H227ZM226 64H225V66L223 65L222 66V68H219V69H216L215 71L217 72V74H221V73H223L224 71H226V70H228L227 68H229V65L227 66ZM133 66H136V67H133ZM141 66V67H140ZM227 66V67H226ZM87 67V66H86ZM111 69H110V68ZM116 67V68H115ZM148 67L149 68H151V69H148ZM175 67V69H173ZM177 67H179V68H177ZM226 69H225V68ZM88 68H89V66H88ZM97 68V69H96ZM134 68L136 69V70H134ZM138 68V69H137ZM170 68V69H169ZM122 71H121V70ZM144 69V70H143ZM182 69V68H181ZM102 70H103V72H102ZM124 70V71H123ZM128 70H130V71H128ZM79 71V72H78ZM108 71V72H107ZM149 71V73H150V75H151V72ZM176 71V72H175ZM179 71H182V73H179ZM107 72V73H106ZM131 73V74H133L134 75V73ZM144 72V73H143ZM153 72H152V74H153ZM172 72V73H171ZM235 72V71H234ZM233 72V73H234ZM143 73V74H142ZM147 73H146V75H143V77L144 76H147ZM148 73V74H149ZM156 73H157V76H156ZM40 74H43V70L41 69V68H39V75ZM83 74H84V76H83ZM109 74V75H108ZM179 74V75H178ZM182 74V75H181ZM190 74V75H189ZM120 75L123 77H120ZM168 75H172L171 77H169ZM174 75V76H173ZM186 75V76H185ZM188 75V76H187ZM87 76H89V77H87ZM97 76V77H96ZM166 76V77H165ZM178 76H179V78H178ZM98 77H100V78H102V79H99ZM158 77V78H157ZM167 77H169L170 78V80H168V79H166ZM183 77V78H182ZM189 77V78H188ZM197 77V78H196ZM71 78V77H70ZM83 78V79H82ZM87 78H88V80H87ZM98 78V79H97ZM157 78V79H156ZM165 78V79H164ZM172 78V79H171ZM177 78V79H176ZM181 78V79H180ZM217 78V79H216ZM215 79H216V81H221V78H219V76L218 77H216ZM72 79V78H71ZM81 80H83V81H81ZM162 80V81H161ZM167 81V82H165V81ZM77 81H80V82H77ZM164 81V82H163ZM198 81V80H197ZM71 82V81H70ZM188 82V83H187ZM117 83V84H116ZM153 83H154V81H153ZM156 83H157V81H156ZM165 83H167V85L164 84ZM171 83H172V87L170 86L171 85ZM191 83V84H190ZM193 83V84H192ZM78 84V85H79ZM116 84V85H115ZM155 84V83H154ZM177 84V85H176ZM190 84V85H189ZM94 85H92V86H94ZM100 85H98V86H100ZM113 86V89H115L116 88V91L115 90H113L112 89V87H110V86ZM115 85V86H114ZM156 85V84H155ZM165 87H164V86ZM181 85V86H180ZM183 85H184V87H183ZM195 85V86H194ZM97 86V87H98ZM170 86V87H169ZM185 86H187V87H185ZM194 86V87H193ZM95 87L96 86H94L93 88L95 89ZM110 87V88H109ZM155 87V88H154ZM166 87H169V89L168 88H166ZM177 87V88H176ZM182 87V88H181ZM102 88H103V90H102ZM184 90V91H182L181 92V90ZM112 90L113 91V93L111 94V92L109 91L108 92V90ZM155 89V90H154ZM166 89H168V90H166ZM175 89V90H174ZM99 91V90H98ZM98 91H96V92H98ZM158 91V92H157ZM166 91V92H165ZM175 91V92H174ZM156 92L158 93V94H156ZM181 92V93H180ZM184 92V93H183ZM99 93V92H98ZM108 93H110V94H108ZM161 93V94H160ZM180 93V94H179ZM188 93V94H187ZM193 93H195V94H193ZM45 94H47V92H45L44 93V95ZM49 94H47V95H45V96H48ZM118 95V96H117ZM161 95H163V96H161ZM164 95H166V97L164 96ZM182 95V97H180ZM189 95V98L187 97H185V96H188ZM195 95V96H194ZM184 96V97H183ZM191 96V97H190ZM116 97H118V99L116 98ZM126 97V96H125ZM125 97H123V99H125V101H126V98ZM156 97V98H155ZM165 98V99H164ZM179 99V100H178ZM186 99H188V100H191L190 102H188L189 103V105L187 106V104H186V106L184 107V106H182L183 104H181V106L182 107H184V108H180V109H178V111L180 110H182L181 112H183V110H184V112L183 113H181L180 111V113L176 110V104H177V101H178V104H177V106L178 107H181L180 105H179V103H182L183 101H185ZM194 99H196L195 101H194ZM259 100V99H258ZM114 101V102H113ZM124 101V102H125ZM167 103H166V102ZM212 101L214 102V103H212ZM255 101H257V99L256 98H254V99H250V100H246L245 101V103L243 104V105H246V106H243L244 108H247V107H249L250 108V110H252L251 112L252 113H256L257 115H261L262 114V116H264V111H260L259 112V110L260 109H255V107L253 108V106L251 107V105H254L255 104ZM123 101H117L116 103L118 104V105H121V103H122ZM123 102V103H124ZM130 101H128V103L126 102L125 104H126V106H124L125 104H123V106H124V109L125 110H127L126 108H128V109H130V107H133V106H130L132 103H129ZM185 102H187V101H185ZM252 102V103H251ZM115 103V104H116ZM172 103V104H171ZM192 103V104H191ZM210 103H212L211 105H210ZM229 103V102H228ZM233 103V104H232ZM247 103V104H246ZM127 104H128V107H127ZM156 106H155V105ZM160 104V105H159ZM185 104V103H184ZM198 104V105H197ZM232 104V105H231ZM235 104V105H234ZM239 104V103H238ZM133 105V104H132ZM192 105V106H193ZM224 105V106H223ZM226 105H227V107H226ZM63 106V105H62ZM62 106H60V108H63ZM66 106V105H65ZM130 106V107H129ZM207 106H209V107H207ZM216 106V107H215ZM67 107V106H66ZM187 107L188 108H190V109H187ZM211 107H212V109H211ZM215 107V108H214ZM221 107V108H220ZM241 107H242V105H241ZM65 108V107H64ZM68 108H70L71 109V106H68ZM151 108H152V110H151ZM170 109V112H169V109ZM214 108V109H213ZM134 110H135V107L133 108ZM132 108L130 109V110H128V112H130V113H128L129 115H128V117H129V119L130 120H132V121H136V117H134V116H136V115H134V113H135V111H132L133 110ZM153 109H154V111H153ZM165 109H168L166 112L164 111ZM152 113H151V112ZM156 111H158V112H156ZM162 111H163V113H162ZM171 111H173V114L171 113ZM176 111V112H175ZM187 111H189L190 113L189 114H191V112H192V116H190L189 115V117H187L186 115L188 114V112ZM215 111H216V113H215ZM218 111V112H217ZM133 112V113H132ZM160 112V113H159ZM209 112H213V113H209ZM258 112H259V114H258ZM154 113V114H153ZM158 113V114H157ZM218 113V114H217ZM151 114V115H150ZM157 115V117H159V118H157V117H155L154 118V115ZM166 114V115H165ZM208 114V115H207ZM103 115H104V117L105 118H110V116H109V113L107 112V111H104V113H103ZM131 115H134L133 117H134V119H133V117H131ZM148 115V116H147ZM155 115V116H156ZM179 115V116H178ZM219 115V116H218ZM153 116V117H152ZM178 116V117H177ZM146 117V118H145ZM150 117H151V119H150ZM197 117H195V118H191L193 121L196 119V121L200 118H198L197 119ZM154 120H156V121H154V123L152 122V120L153 119ZM202 118H204V117H202L201 116V119ZM150 119V120H149ZM181 119V118H180ZM258 120V119H257ZM192 121V123H195L196 121H194L193 122ZM199 121H202V120H199ZM211 121V123H209ZM213 121H215V122H213ZM248 120L246 119V121L245 122H247ZM156 122H158V123H156ZM167 122V121H166ZM176 122H179V119H178V121H176ZM152 123L153 124H157L158 126H155L154 127V125H152ZM214 123H216V124H214ZM247 123H249V121L247 122ZM260 123V122H259ZM196 124V123H195ZM250 124V123H249ZM162 125H164V126H162ZM169 127H168V126ZM211 125H212V127H211ZM225 125V126H224ZM216 126V127H215ZM162 127H164V129L162 128ZM206 127V128H207ZM223 127V128H222ZM166 128H168V130L166 129ZM193 128H195V130H197V132H198V134H197V132H195L194 131V129ZM200 128V127H199ZM221 128H222V130H221ZM231 128V129H230ZM169 129H170V132H169ZM179 129H180V131L182 132V133H180L179 132ZM224 129V130H223ZM149 130V131H148ZM154 130H155V132H154ZM156 130H158V131H156ZM168 132H167V131ZM175 130V131H174ZM216 130V129H215ZM148 131V132H147ZM160 131V132H159ZM177 131V133H176V135H173V134H175V133H173V132H176ZM199 131H200V129H199ZM205 131H207V129L205 130ZM214 131V130H213ZM190 132H195V133H192V134H195V135H192ZM212 132V133H211ZM157 133H159V136H158V134ZM161 133V134H160ZM173 133V134H172ZM189 133V134H188ZM221 133V134H222ZM147 134V135H146ZM157 134V135H156ZM179 134H181V138H180V136H179ZM187 134V135H186ZM147 136V138L149 139H147L146 138V136ZM151 135V136H150ZM173 135V136H172ZM201 135V137L202 138H204L203 140H202V138L200 137V140H202L203 141V143H202V145H201V148H200V144H201V142H200V140H198V142H195L194 143V141H193V146H195V144H196V148H190V147H188L189 149H187L186 151H185V149L187 148L186 146H190L191 144H192V142H190V143H188V144H190V145H185V144H187V143H185L186 141H183V140H185V138H187V137H189V138H193V137H197V138H199L198 136H200ZM204 135V136H203ZM149 136V137H148ZM158 136V137H157ZM187 136V137H186ZM143 137H144V139H143ZM151 137V138H150ZM154 137H156L157 139H159L158 140V142L156 141V139L154 138ZM172 137H174V139L176 138V137H178V138H176L175 140H176V142L175 141H173V142H171V139L170 138H172ZM189 138H187V140H189L190 141V139ZM128 139V141H130ZM145 139H146V142H145ZM165 139H166V141H168V143H166V141H165ZM173 139V138H172ZM178 139V140H177ZM180 139H181V141H180ZM139 140H141L140 142H143L144 144L142 145V143L140 144L139 143ZM148 140V141H147ZM154 140V141H153ZM192 140V139H191ZM180 141V142H179ZM148 142H153V145H152V143H151V147L152 148H150V146H148L147 144H149L150 145V143H148ZM157 142V143H156ZM179 142V143H178ZM188 142V141H187ZM200 142V143H199ZM171 143V144H170ZM186 147L185 149H184V151L185 152H181L182 150H183V145ZM185 143V144H184ZM166 144H169V146L170 145H172V144H174V146H172L173 148H177L178 146H179V144L180 145H182V147H180L179 146V149H178V151H179V154H180V152H181V156L180 157H182V158H180L181 159V163L179 162V163H177L178 162V160H179V158H178V156H179V154L177 155V158L175 157L176 155L175 154H177L178 153V151L176 152V150L177 149H173L172 147H171V149L170 148H167V146L168 145H166ZM176 144H178V145H176ZM199 144V147L197 148V145ZM146 146H148V147H146ZM213 147V149L210 147L209 148V150H214L215 149V145H213L212 146ZM146 148V149H145ZM149 148V150H147ZM166 148V149H165ZM166 151L167 149V151L168 152H170V153H167V152H165L164 150ZM172 149H173V151H172ZM197 151V152H195L196 153V155H195V153H194V151ZM209 150H207L208 152H209ZM143 151H144V153H143ZM146 151V152H145ZM211 151V152H212ZM159 152V153H158ZM165 152V153H164ZM172 152H173V154H172ZM199 152V153H198ZM190 153V154H189ZM153 154H154V156H153ZM160 154V156H157V155H159ZM169 154V155H168ZM187 154H189V155H187ZM138 155V156H139ZM165 155H168L169 157L171 156V155H173V157H175V159H176V161H175V164H177V167L176 168H174V162L172 161V160H174V158L171 156L170 158L168 157H166L165 159H166V164H168V166L167 165H165L164 164V157H165ZM186 155V156H185ZM193 155V157H191V156ZM196 157H195V156ZM226 155H228L227 153L225 154V152H218V153H216L215 154V156L216 157H219V156H226ZM150 156H153V158H150ZM164 156V157H163ZM189 156V160L191 161H193L195 158H197V159H195V161H193V163H192V161L189 163V165L187 164V166H186V163H187V161H188V159H187V157ZM162 157H163V159H162ZM190 157H191V159H190ZM195 157V158H194ZM158 158H160L161 159V164L159 163V161L158 160H160V159H158ZM86 159V160H85ZM199 159V160H198ZM146 160V161H145ZM153 160V161H152ZM184 160H185V162H184ZM153 163H152V162ZM162 161H164L163 163H162ZM180 161V160H179ZM183 161V162H182ZM201 161H203V160H201ZM168 162V163H167ZM172 162H173V164H172ZM80 163V164H79ZM84 163V164H83ZM159 163V164H158ZM184 163H185V166H184ZM164 164V165H163ZM180 164V165H179ZM182 164V165H181ZM192 165V167H191V165ZM159 165H162V166H164V168H161L162 166H159ZM83 166H85V168L83 167ZM87 166V167H86ZM166 166V167H165ZM173 167V170L171 169V172H170V168H172ZM176 166V165H175ZM182 166H184L183 168H182ZM191 168H190V167ZM196 166V167H197ZM139 167V169H137ZM146 167V168H145ZM85 169V171H84V169ZM150 168V169H149ZM161 168V169H160ZM182 169V171L183 170H185L186 168V170H185V172L183 171V172H181L179 169ZM185 168V169H184ZM189 168V169H188ZM176 169V170H175ZM200 169H202L201 167H200ZM199 168H197V169H195V172H193V173H197L199 170H200ZM148 170V171H147ZM162 170V171H161ZM204 170V169H203ZM202 170V171H203ZM122 171H124L123 169H119V171H118V173H121ZM161 173H160V172ZM164 171V172H163ZM180 171V172H179ZM201 170H200V172L201 173H199L198 172V174L197 175H199V177H200V179L199 178H197V180H196V182H195V180H193L195 183H200V187H199V184H198V190H196V192L197 191H199L197 194H199L200 196H201V198H202V200H200L201 202L202 201H204L203 199H204V197H203V195H201V194H204V196H206L208 193H207V190H206V194H205V187L202 185V182H203V178H204V176L205 175H203V174H206V176H205V178L209 175L207 172H205V170L202 172ZM107 172H109V173H111V174H108V175H106V173ZM151 172H153V174H158V172H159V174H158V176L156 177L157 178V180H158V182H157V180H156V178L154 179V178H152V177H149V173L151 174ZM173 174V175H171V174ZM181 174V176H179L180 174ZM41 174V173H40ZM164 174V175H163ZM39 175V174H38ZM90 175V176H89ZM114 175L116 176L115 178H114ZM167 175V176H166ZM170 175H171V177L172 176H174V177H170ZM197 175L196 174H194V177H197ZM203 175V176H202ZM139 176V177H138ZM144 178H143V177ZM151 176V175H150ZM163 176V177H162ZM108 177V178H107ZM169 179H168V178ZM209 177H210V175H209ZM79 178V179H80ZM127 178V177H126ZM140 178H141V180L142 179H145V181L143 180V181H141L140 180ZM147 178V179H146ZM149 178H151V180L149 179ZM171 178V179H170ZM210 178H212V177H210ZM209 178V179H210ZM224 178V180H225V177H223ZM93 179V180H92ZM102 179V180H101ZM109 179V180H108ZM111 179V180H110ZM148 179H149V181H148ZM160 179V180H159ZM166 179V180H165ZM199 179V180H198ZM105 180H107V181H105ZM135 180V181H134ZM137 180V181H136ZM138 180L140 181V183L138 182ZM176 180H177V182H176ZM80 181V180H79ZM91 181H93V182H91ZM126 181V182H125ZM129 181V182H128ZM152 181V182H151ZM165 181H168V182H165ZM219 182H221L220 180H218ZM84 182H86L87 184L85 185V183L83 184ZM97 182H98V184H97ZM108 182H109V184H108ZM117 182V183H116ZM127 182H128V184H127ZM161 182V183H160ZM164 182V183H163ZM107 183V184H106ZM153 183L155 184V185H153ZM157 183H158V185H157ZM160 183V184H159ZM163 183V184H162ZM166 183V184H165ZM223 182H221V184H222ZM117 184H119V185H121V187H118L119 185H117ZM126 184V185H125ZM134 184V185H133ZM149 184V185H148ZM172 184H175V185H172ZM177 184V185H176ZM73 185H75V184H73ZM73 185H71V184H69V186H73ZM88 185V186H87ZM90 185V186H89ZM97 185V186H96ZM117 185V186H116ZM95 186V187H94ZM135 186H136V188H135ZM148 186V187H147ZM163 186V187H162ZM189 186V185H188ZM95 189H94V188ZM101 187V188H100ZM117 187V188H116ZM155 187H156V189H155ZM219 187V186H218ZM235 186H233V189H235L234 188ZM92 188V189H91ZM99 188V189H98ZM106 188V189H105ZM143 188H146V190H148V192L145 190V189H143ZM175 188V189H176ZM187 188V187H186ZM157 189V190H158ZM208 190H210V188H207ZM232 189V190H233ZM113 192H112V191ZM115 190V191H114ZM156 191V194H157V192H159L160 193V191ZM204 191V193H201V191ZM215 190L216 189H214V190H212L211 189V191H208L209 192V195H207L206 197H208L209 198V201H210V203H209V207H207V208H209L208 209V212L207 213H209V211L211 212L210 214H211V216L212 217H210V219L209 220H211V221H213L214 219H216L215 218V216L217 217V215H219V214H217V212H215V210L217 209L216 207H217V205L216 206H214V203H216L215 201H214V198H216L217 197V192H215ZM202 191V192H203ZM213 191V192H212ZM233 192H235L234 190H233ZM236 193H237V191H236ZM89 194V195H90ZM96 194V195H95ZM105 194V195H104ZM82 195V196H83ZM118 195H119V197H118ZM148 195H152L151 197H148ZM146 196V197H145ZM198 196V195H197ZM87 197V198H88ZM84 198V197H83ZM150 198H151V200H150ZM154 200H153V199ZM90 199V200H91ZM100 199V200H99ZM104 199V200H103ZM157 199V198H156ZM84 200V199H83ZM82 200V201H83ZM85 200H86V198H85ZM88 200V199H87ZM147 200L150 202V204H152V207L151 206H148L149 205V202H147ZM153 200V201H152ZM117 201H120V202H117ZM90 202V201H89ZM94 202H92L91 201V203H89V205H88V203H87V205H88V207H90L89 209L91 210V208H93V207H95L96 205L94 204V206H93V204L92 203H94ZM105 203V204H103V203ZM147 202V204L148 205H146V204H144V205H146L145 207H144V209H143V211H141L140 212V210H138V209H141V207H142V205H143V203H146ZM85 203V202H84ZM116 204L117 206H119L118 208L114 205V204ZM92 204V205H91ZM101 204H103V205H101ZM185 204H187V203H185ZM191 204V206H194L193 208L191 207V208H189V205ZM194 204V203H193ZM192 204V202L190 203L189 202V204H188V206L186 205V209H187V207H188V214H189V211H192L191 209H195L196 210V208H197V206L194 204L193 205ZM241 204H242V206H241ZM86 205V203H85V205H83V207H86L87 206ZM114 205V206H113ZM111 206H113V207H115V209H121V208H124V213L129 217V218H131V219H128V217L127 216H125L124 218H123V220H119V221H116L115 222V218H113V220L110 218L111 216H112V214H111V209L113 208H111ZM140 206V207H139ZM154 206V207H153ZM165 206V205H164ZM238 208H237V207ZM83 207L81 208V210L79 211V212H89V210L88 209H83ZM132 207V208H131ZM138 207V208H137ZM148 207V208H147ZM151 207V208H150ZM199 207V209L197 208V210L194 212V211H192V216L190 215V219L189 218H187L186 220H188L189 222L191 221V220H193L192 221V223H193V226H194V230H197V229H199L198 227H195V225H197V223H199L198 225H199V227L200 226H202L201 228H202V230H198L197 232L195 231H193V234H195L196 235V233H197V235L199 234V232L201 231V233L203 234V229L204 228H208V227H211V226H213L214 227V230L213 229H210L209 228V230H211V232L210 233H212V230L213 231H215L216 232V234H220V233H223L222 235L224 236V235H226V234H231V230L233 229V230H235L234 231V235L235 236H239L240 235V226H241V222H244L245 220H248L250 217H247V215L248 214H246V212L244 211V210H242V209H240L241 207L242 208H244L245 207V204H243V203H237L235 206H234V208L235 209H233L234 211H236V208H237V211L235 212V214L237 213V215H239L238 217H236L237 215H234L235 217H233L231 214L232 213H234V211L232 210L231 212L232 213H230V215L229 216H226V215H223L224 213L222 212L223 211V207L222 206H219V208L220 209H218V210H221V208H222V211H220V212H222V213H220V212H218V213H220V214H222L224 217H222V215H219V217L221 216V218H223V222L225 223V224H228L227 226L226 225H224V224H222L223 226H221V227H218V225L220 224L221 225V223H223L222 221H219V222H221V223H219L218 222V224L217 225H215L216 223L214 222V224L212 225V223L209 221L208 222V220H206L207 218L205 217L206 216V212H205V208L202 206V208H201V205H199L198 206ZM131 208V209H130ZM146 208V209H145ZM214 208H216V209H214ZM114 209V208H113ZM127 209V210H126ZM129 209V210H128ZM150 209V210H149ZM153 209V210H152ZM158 209V210H157ZM240 209V210H239ZM245 209V208H244ZM110 210V211H109ZM122 210V209H121ZM126 210V211H125ZM131 210H133V211H131ZM147 210V211H146ZM201 210V211H200ZM207 210V209H206ZM217 210V211H218ZM115 211V210H114ZM129 213H128V212ZM139 211V212H138ZM145 211V212H144ZM199 213H198V212ZM238 211H240L239 213H238ZM255 211V210H254ZM93 212V211H92ZM91 211H90V214L92 213ZM113 212V211H112ZM134 212V213H133ZM156 212V213H155ZM162 212V211H161ZM196 212H197V214H196ZM142 213H144V214H142ZM89 214V213H88ZM89 214V215H90ZM93 216H97L96 215V213L95 212H93ZM132 214V215H131ZM187 214V213H186ZM92 215V214H91ZM111 215V216H110ZM160 215V214H159ZM158 215V216H159ZM205 215V216H204ZM253 217H252V227H251V230H250V233H252V234H250V240L252 241V240H254V241H256L257 240V238H261L260 240L261 241H259L260 243H257V244H253V243H255L254 241L251 243V241H250V243L251 244H253V245H251L250 243H249V246L251 245V247H248V251H249V248H250V250L252 249V251L254 250L253 249V247H254V245H255V247L254 248H256L257 246H259L260 244H262V246H264V242H262V241H264V236H262L261 237V234L262 235H264V233H262V232H264V222H261L260 221V219H258L257 220V213H256V211L253 213ZM139 216V217H138ZM155 216V217H154ZM209 216V215H208ZM225 216H226V218H225ZM233 218H232V217ZM246 218H245V217ZM249 216V215H248ZM103 217V218H102ZM186 217H188V216H186ZM193 217V219H191ZM227 217H230V218H228V219H234L235 218V221H236V223L234 222V220L233 221H231V220H228L227 219ZM109 218H110V221H109ZM138 218V219H137ZM195 218V219H194ZM224 218H225V221H227V222H225L224 221ZM255 218V219H254ZM94 219V218H93ZM92 219V220H93ZM125 219H128V221L127 220H125ZM170 219V218H169ZM168 219V224L170 225V227H173L174 229V231L172 230V239L174 240V238H176L175 236H177V239L179 238H181L182 236L184 237V233L186 234L187 232H189V231H186L187 229H188V227L191 225L192 226V224H189L188 223V221H184L183 220V224H181L180 222V224L179 223H174V222H177L175 219H173V218H171V220H169ZM218 219V218H217ZM216 219V220H217ZM227 219V220H226ZM254 219V220H253ZM112 220V221H111ZM118 220V219H117ZM127 221V223H126V225H127V228L125 227L126 225H125V221ZM207 221V223H206V221ZM215 220V221H216ZM220 220H222V219H220ZM257 220V221H256ZM136 221V222H135ZM153 221V222H152ZM169 221H171V223L169 222ZM172 221H174V222H172ZM204 223H202V222ZM255 221V222H254ZM122 222L124 223V224H122ZM231 222H232V224H237V228H236V225L234 224V226L231 224ZM234 222V223H233ZM255 224H254V223ZM208 223H211V224H209V226L207 225ZM230 223V224H229ZM259 224V226H258V224ZM115 224V225H114ZM178 224H179V226H180V228H179V226H178ZM189 224V225H188ZM122 225H124V227L122 226ZM132 225V226H131ZM172 225V226H171ZM182 225V226H181ZM211 225V226H210ZM215 225V226H214ZM231 225V226H230ZM256 227H258V228H256ZM261 225V226H260ZM101 226V227H100ZM176 226V227H175ZM206 226H208V227H206ZM224 226H225V228H224ZM228 226H230V227H232L231 229H230V231L231 232H227V228L226 227H228ZM98 227V228H97ZM105 227V228H104ZM111 227H114V228H111ZM223 227V228H222ZM229 227V228H230ZM236 228V229H234V228ZM259 227H261V228H259ZM125 228V229H124ZM151 228V229H150ZM179 229V230H177V229ZM182 228H183V230H182ZM184 228H185V230H184ZM187 228V229H186ZM195 228H197V229H195ZM217 228H220L219 229V231H220V233H219V231L218 230H216ZM228 228V229H229ZM102 229V230H101ZM104 229V230H103ZM128 229L130 230L129 232H128ZM150 229V230H149ZM153 229V230H152ZM191 229H193V227H191ZM190 228L188 229V230H191ZM225 229H226V231H225ZM238 229V230H237ZM257 230V232H256V230ZM97 230V231H96ZM149 230V231H148ZM152 230V231H151ZM181 230V231H180ZM208 230V229H207ZM237 230V231H236ZM261 232H259V231ZM262 230V231H261ZM103 231V232H102ZM119 234V235H117V233ZM191 231V232H192ZM206 231V230H205ZM229 231V230H228ZM255 231V232H254ZM98 234H97V233ZM127 232H128V234H127ZM149 232V233H148ZM227 232V233H226ZM238 232H239V234H238ZM112 235H111V234ZM130 233V234H129ZM134 233V234H133ZM143 233H144V235H143ZM148 233V234H147ZM206 233V232H205ZM208 233V232H207ZM254 233V234H253ZM127 234V235H126ZM191 234V233H190ZM201 234V235H202ZM85 235H87V236H85ZM97 235V236H96ZM100 235V236H99ZM115 235V236H114ZM131 235V236H130ZM137 235V236H136ZM192 235V234H191ZM190 235V239H191V236ZM195 235H193V236H195ZM200 235V234H199ZM204 235H206V234H204ZM209 235V234H208ZM208 235H206V236H208ZM85 236V237H84ZM118 236V237H117ZM120 236H122V237H120ZM126 236V237H125ZM256 238H255V237ZM75 237V238H76ZM83 238V239H82ZM87 238H89V237H87ZM116 238V240H118V241H115L114 239ZM120 240H119V239ZM129 238V240L127 241V239ZM141 238V239H140ZM184 238H187V235H185V237ZM252 238H254V239H252ZM122 239V240H121ZM176 239V240H177ZM178 239V240H179ZM182 239V238H181ZM256 239V240H255ZM75 240V239H74ZM80 240V241H79ZM114 240V241H113ZM133 240V241H132ZM157 240H160L159 238L157 239ZM92 241V242H91ZM124 241V242H123ZM126 241H127V243H126ZM156 241V240H155ZM162 240H160V241H157V243H156V245H157V250L158 249H161V248H158V247H160L163 243L161 242ZM71 242V243H72ZM130 242V243H129ZM257 242V241H256ZM88 243H90V244H88ZM158 243H159V246H158ZM160 243H162V244H160ZM70 244V243H69ZM77 244V245H76ZM104 244V245H103ZM109 244V245H108ZM120 244V245H119ZM129 244V245H128ZM85 245V246H84ZM103 245V246H102ZM107 245H108V247H107ZM175 244H172L171 246L173 247ZM71 246V247H72ZM78 246V247H77ZM129 246V247H128ZM148 246V245H147ZM146 245L144 246L145 248L147 247ZM261 246V247H262ZM71 247H68V249H69V251H72V250H70V249H72ZM105 247V248H104ZM148 247H150V246H148ZM162 247V246H161ZM78 248H79V250H78ZM87 248V249H86ZM108 248V249H107ZM128 248V249H127ZM173 248H175V249H177L178 248V246L177 245H175ZM189 248H191V250H194V248H196V245H195V247L193 246V244H192V247H189ZM68 249L67 248H64V253H65V251L67 250L68 251ZM76 249H74V250H76ZM130 249V250H129ZM144 249V248H143ZM154 249H155V247H154ZM257 249H264V247H262V248H256L255 249V251L257 250ZM146 250H149V248H147ZM162 250V249H161ZM66 251V252H67ZM84 251H85V253H84ZM132 251V250H131ZM154 251V250H153ZM248 251H247V253H248ZM252 251H251V253L250 254H252V256L253 255H255V257L253 256H251L252 257V260H250L251 259V257H250V255H248L247 257H245V258H240V255L238 256L240 259H243V260H241V264H249V262H250V264H252V261H253V258L254 259H257V261L256 260H254V263L255 264H264V253H262V251H264V250H257L259 253H256L255 254V251H254V253H252ZM256 251V252H257ZM72 252V253H73ZM142 253V255H144L145 254V256H146V254H147V252L145 251V250H135V253H134V251L131 253L130 252V254H131V257H130V259H132L131 260V262L134 260V257L136 258V257H139V258H136V259H143V256L141 255V253ZM157 252H159V253H156V255L158 254H160V252L161 251H157ZM161 253H163V252H161ZM98 254V255H97ZM104 254V255H103ZM129 254V253H128ZM129 254V255H130ZM164 254V253H163ZM260 254V255H259ZM77 255H78V257H77ZM93 255H95V256H93ZM214 255H216V254H214ZM210 256V258L211 259H213V261L215 260L214 258L215 257H217V256ZM231 255V254H230ZM100 256V257H99ZM103 256V257H102ZM161 256H163V255H161ZM161 256H160V259H161ZM221 256H222V258H224V259H222V261H221ZM224 255H222V254H219V261L217 262V261H214L215 263L214 264H221V263H224L225 261H227V263H230V261H229V259L231 258V257H234V255L233 256H230V258H229V254H228V257H223ZM241 256H243V254L241 255ZM92 257V258H91ZM94 257H95V259H94ZM214 257V258H213ZM73 258V259H72ZM75 258V259H74ZM102 258V259H101ZM158 258V256L156 257V259ZM163 258V257H162ZM210 258H209V261H210ZM227 258H228V260H227ZM235 258V257H234ZM234 258H231V260L233 259L234 260V262L237 260V259H234ZM237 258V257H236ZM247 258V261H249L248 263H247V261H245V259ZM249 258V259H248ZM129 259V260H130ZM183 259V262H184V260H187V261H185L184 263H188V258H183V257H180V258H178V260L176 261V262H174L173 264H182L183 262H181V260ZM217 260H218V258H216ZM73 260V261H72ZM162 261H163V259H161ZM191 260H193L192 262H194L193 264H203L202 263V260H201V262L200 261H198V259H190V262H191ZM195 260V261H194ZM197 260V261H196ZM200 260V259H199ZM204 260V259H203ZM206 260H208V259H206ZM225 260V261H224ZM233 260H232V262H233ZM83 261V262H82ZM88 261H90V262H88ZM157 261L159 262L160 260H158L157 259ZM179 261V262H178ZM209 261H208V263L207 264H210L209 263ZM213 261H212V263H213ZM224 261V262H223ZM238 261V260H237ZM236 261V262H237ZM244 261V262H243ZM256 261V262H255ZM82 262V263H81ZM100 262V263H99ZM130 262V263H131ZM188 263V264H192V262L191 263ZM197 262V263H196ZM203 262H205V261H203ZM207 262V261H206ZM235 262V263H236ZM130 263H128V264H130ZM166 262H163V264H165ZM211 263V264H212ZM226 263V262H225ZM42 264H52L51 263V261L50 260H48L47 259V261L45 260L44 262H42ZM92 264V263H91ZM95 264V263H94ZM132 264V263H131ZM159 264V263H158ZM160 264H162V262L160 263ZM167 264V263H166ZM168 264H170L169 262H168ZM172 264V263H171ZM230 264H232V263H230ZM234 264V263H233ZM238 264V263H237Z\"/></svg>",
  "mask_w": 264,
  "mask_h": 264
}]
</instances>
